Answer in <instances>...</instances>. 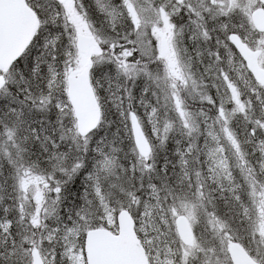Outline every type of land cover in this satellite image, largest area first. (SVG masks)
Instances as JSON below:
<instances>
[{
  "label": "snow or ice",
  "instance_id": "6c2138e0",
  "mask_svg": "<svg viewBox=\"0 0 264 264\" xmlns=\"http://www.w3.org/2000/svg\"><path fill=\"white\" fill-rule=\"evenodd\" d=\"M0 264H264V0H0Z\"/></svg>",
  "mask_w": 264,
  "mask_h": 264
}]
</instances>
